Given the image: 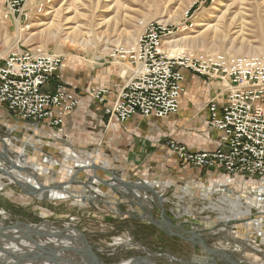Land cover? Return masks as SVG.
<instances>
[{
    "label": "rangeland",
    "instance_id": "obj_1",
    "mask_svg": "<svg viewBox=\"0 0 264 264\" xmlns=\"http://www.w3.org/2000/svg\"><path fill=\"white\" fill-rule=\"evenodd\" d=\"M24 9L29 19L19 26L13 16L4 19V0H0V58L40 48L61 56L68 68L79 64L83 73L104 67L116 69L121 83L126 80L121 74L125 69L108 57L110 51L135 45L150 24L175 29L166 43L181 42L166 44L171 56L183 52L264 54V0H32ZM58 24L65 33L53 38L50 31ZM26 26L28 30L23 31ZM68 37L76 42L71 43ZM208 84L218 88V96L224 95L219 83L208 80ZM104 114L108 117L105 109ZM58 131L54 142L33 124L2 113L0 153H6L9 166L12 161H21L45 168L41 174L34 168L19 170L23 176L35 177L33 181L45 191L71 185L78 196L101 194H96L97 200L85 201L39 198L11 182L13 178L0 168V224L6 237L14 227L42 225L48 230L46 238L52 239L49 233L70 227L88 236L102 264H190L198 259L203 264H264V195L258 197L264 181L243 182L222 174L225 178L219 181L201 184L186 181L181 167L170 165L161 171L154 166L160 172L150 174L142 163L125 173L128 166L115 162L123 147L119 150L102 139L91 147L77 149ZM170 141L177 142L164 138L156 142L153 151L165 147L170 152ZM75 162L80 166L76 168ZM94 164L108 171L94 172L90 169ZM71 170L75 173L68 177ZM95 176L112 186H104ZM238 205L250 210V216L239 217ZM253 221H262L263 226L256 227ZM78 240L79 236L74 244L82 247ZM7 260L14 262L12 258Z\"/></svg>",
    "mask_w": 264,
    "mask_h": 264
},
{
    "label": "built area",
    "instance_id": "obj_2",
    "mask_svg": "<svg viewBox=\"0 0 264 264\" xmlns=\"http://www.w3.org/2000/svg\"><path fill=\"white\" fill-rule=\"evenodd\" d=\"M31 1L4 0V19L13 16L15 23L23 25L29 19L24 8ZM174 31L150 24L135 45L110 51L108 57L124 67L121 74L126 80L115 101L105 107L106 115L125 123L136 116L163 119L177 114L184 70L219 83L226 101L221 111L215 103L209 105L208 126L221 132V147L213 153H195L170 141L167 148L186 166L220 169L243 182L264 181V54L183 52L171 56L165 46ZM62 66L61 56L40 48L9 54L0 65V109L30 124L48 121L51 128L60 129L64 117L80 104L79 97L63 84L54 92H44ZM89 94L105 103L108 90L93 88Z\"/></svg>",
    "mask_w": 264,
    "mask_h": 264
},
{
    "label": "crops",
    "instance_id": "obj_3",
    "mask_svg": "<svg viewBox=\"0 0 264 264\" xmlns=\"http://www.w3.org/2000/svg\"><path fill=\"white\" fill-rule=\"evenodd\" d=\"M3 60L0 58V65L3 64ZM62 69L59 78L46 86L44 92H54L59 84H63L68 91L78 95L80 104L64 117L59 131L51 128L48 121L33 124L40 134L48 133L54 140V137L56 139L59 137L55 135L58 131L63 139L70 141L77 149L91 147L102 139H105L107 144H114L119 150L123 147L124 151L119 152L115 162L128 166L126 168L128 171L123 170L125 173L132 169L136 170L142 163L150 174H159L160 170H166L170 165L181 167L180 171L186 181L201 184H210L225 178L222 175L224 173L218 169L203 171L181 164L164 149L165 147L153 151L156 142L164 138L174 139L195 153H213L221 147V132L208 126L209 105L213 102L221 111L226 95L218 96V88L208 84L206 78L183 71L185 92L180 98L178 114L164 119L149 118L151 121L136 116L126 123H121L117 119L109 120L104 114L105 106L115 101L118 91L123 86L116 69L104 67L98 71L86 70L83 73L79 64L73 63V66L68 68L67 65L64 66V61ZM93 88L109 91L106 97L107 104H101L91 98L89 92ZM2 113L7 117L9 115L15 117L0 109V114ZM128 147L130 148L127 151ZM72 156H76L75 153H72ZM154 166L160 170H154Z\"/></svg>",
    "mask_w": 264,
    "mask_h": 264
},
{
    "label": "water",
    "instance_id": "obj_4",
    "mask_svg": "<svg viewBox=\"0 0 264 264\" xmlns=\"http://www.w3.org/2000/svg\"><path fill=\"white\" fill-rule=\"evenodd\" d=\"M4 155L8 158L6 153ZM20 158H22L20 156ZM9 159V158H8ZM12 167L14 164L12 163ZM82 168L78 169L77 171H81ZM94 172L98 169H101L103 171H108L106 168H98L95 164L92 165L90 168ZM96 180L100 181L104 186H112L111 184H106L104 180L98 178L95 176ZM120 181V180H117ZM127 185H131L128 184ZM137 185V184H136ZM115 187V186H114ZM117 187V186H116ZM151 191L153 192L154 195L157 194L152 188H150ZM95 193V192H93ZM100 193H95V195ZM97 195V196H98ZM48 224V223H45ZM44 225V224H43ZM42 226V225H41ZM41 226H34V227H25V228H16L14 227L13 229H25L26 231L22 232V235L20 236H12L8 235L9 237H6L4 230L0 231V264H30V263H35V264H102L99 260V258L96 256L94 253V248L90 246V243L88 242V236L83 235L79 231L73 229V228H66V229H55L54 233H49L50 237L52 239H57L58 242L62 243L59 244V246H55L53 248H50L48 250H40L38 251H25L23 253H20L19 257L17 258L18 261L10 262V260H6L4 258L5 251L3 246L1 244L5 245H11L12 243L14 244H20L21 241H27L32 244H36V240L40 241L42 239H45L47 236L45 235V232H42ZM12 229H10L11 231ZM79 236L78 243L81 244L82 247L75 246H65L63 243L70 242L74 243L76 242V238ZM47 239V238H46ZM210 252V251H209ZM213 254V253H211ZM77 257V258H76ZM78 259V260H76ZM132 264H138V262H133ZM190 264H203L200 262L198 259L195 262H192ZM233 264V263H232Z\"/></svg>",
    "mask_w": 264,
    "mask_h": 264
},
{
    "label": "bare ground",
    "instance_id": "obj_5",
    "mask_svg": "<svg viewBox=\"0 0 264 264\" xmlns=\"http://www.w3.org/2000/svg\"><path fill=\"white\" fill-rule=\"evenodd\" d=\"M18 24V23H17ZM17 24H16V26H17ZM220 24V23H219ZM65 33V30H63L62 29V27L58 24V25H56V26H53V28L51 29V31H50V34L52 35V37L53 38H60V36L62 35V34H64ZM173 38V37H172ZM195 39V38H194ZM194 39H192V42H194L195 40ZM67 40H70L71 41V43H75L76 41L72 38V37H68L67 38ZM183 40V39H182ZM88 41V40H87ZM79 41H77V43H78ZM179 42H181V40H174V41H169V42H167L166 44H168L169 46H172V45H174V44H178ZM82 44H83V42H82ZM92 63V62H91ZM117 65V64H116ZM42 136V135H41ZM74 157V156H73ZM10 163V161H8L7 159H6V157L2 154V153H0V168H2L3 170H4V172H6L7 173V175L8 176H10V177H12L13 179H10L11 180V182L12 181H14V182H17V183H19V184H21L23 187H24V189H25V191L26 192H28V193H30V194H33L34 196H36V197H39V198H44V197H47V198H51V199H68V198H74L76 201L78 200V199H83L84 201L85 200H90V199H95V200H97V195H95V193H93L94 195H91V196H78L77 194H74V193H76L75 191H73L72 190V186L70 185V186H67L65 189H63V190H51V191H45V190H43V187H42V185H38V184H36L33 180L35 179V177L33 178V177H31V176H23V175H21L20 174V171L19 170H24V169H26V168H34L35 169V171H37L38 172V174H41V173H44L45 171H46V169L44 168V169H39L38 167H36L35 165H31V164H28V163H26V162H21V161H18V162H14V161H12L15 165L14 166H16V167H12V165L11 166H9V163ZM91 162V161H90ZM5 163H7L8 164V166H6V164ZM86 163V162H85ZM53 164H56V163H53ZM74 164H76V168L78 167V166H80L78 163H74ZM87 164H90L89 162H87ZM98 165V164H97ZM11 167V168H10ZM87 168V167H86ZM27 170V169H26ZM67 170V169H66ZM75 173V170H71L70 171V173L67 175L68 177H70V176H72L73 174ZM59 176V175H58ZM67 177V178H68ZM108 178V177H107ZM132 180V179H131ZM66 182V181H65ZM118 182V181H117ZM53 183H55V182H53ZM225 185H227V184H225ZM2 185L0 184V187H1ZM148 186V185H147ZM170 185L169 184H165V187H169ZM222 186V185H221ZM65 187V186H64ZM63 187V188H64ZM108 187V186H107ZM124 187V186H123ZM149 187V186H148ZM164 187V186H163ZM223 187V186H222ZM121 189V188H120ZM127 189V188H126ZM50 190V189H49ZM119 190V189H118ZM164 190V189H163ZM208 190V189H207ZM212 191V190H211ZM259 192H258V197H260V199L261 198H263L262 196L264 195V185H263V189H262V191L259 189L258 190ZM82 192H85V191H82ZM81 192V193H82ZM119 192H120V190H119ZM122 192V191H121ZM129 192V191H128ZM188 192V191H187ZM203 192V191H202ZM207 192V191H206ZM72 193V194H71ZM99 193H100V191H99ZM124 194L126 193V192H123ZM205 193V192H204ZM208 193H210V192H208ZM207 193V194H208ZM101 194V193H100ZM131 194V193H130ZM202 194V193H201ZM29 195V194H28ZM204 196V195H203ZM206 196H208V195H206ZM152 199V198H151ZM223 199V198H222ZM228 200V199H227ZM237 200H238V198H237ZM252 201V203H255V201L254 200H251ZM237 203V202H236ZM242 205H238V207H239V209H240V211H239V217H241L243 214H245V215H248V216H250V214H251V211L250 210H247V209H245V208H243L242 209V207H241ZM264 212V211H263ZM238 217V218H239ZM263 221V220H262ZM262 221H253L252 223H254L255 225H256V227L257 226H259V227H262L263 226V222ZM249 225V224H248ZM3 229V225L2 224H0V231ZM42 232H48V230H47V227H45V226H41V229H40ZM24 231H26L25 229H13V230H11V232H9V234L8 235H12V236H20V235H22V232H24ZM0 238H2V237H0ZM117 242H119V241H117ZM59 244H62V243H60V242H58V240L57 239H43V240H40V241H38V242H36V244H32V243H30V242H25V241H21V243L20 244H14V243H12L11 245L9 244V245H7V244H5V245H3V244H1V246H3L2 248H4V250L3 251H5V255H2V256H4V258H6V260L7 259H10V258H12V261L14 260V261H18L17 260V258L20 256L19 254L20 253H23V252H25V251H38V249L40 250V248H41V250H48V249H50V248H53V247H55V246H59ZM65 246H71V247H73V246H75L76 248H77V246L73 243H70V242H66V243H63ZM1 254V253H0ZM77 258V257H76ZM76 260H78V259H76ZM83 264H85V263H83Z\"/></svg>",
    "mask_w": 264,
    "mask_h": 264
}]
</instances>
